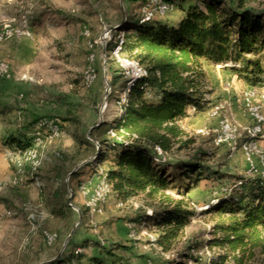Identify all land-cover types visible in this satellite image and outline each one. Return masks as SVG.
<instances>
[{"label": "rangeland", "instance_id": "1", "mask_svg": "<svg viewBox=\"0 0 264 264\" xmlns=\"http://www.w3.org/2000/svg\"><path fill=\"white\" fill-rule=\"evenodd\" d=\"M136 1L0 0V28L9 25L25 33L0 42V65L7 66L8 75L0 73V141L4 140L0 148V264H64L73 253L81 251L79 247L87 240L113 248L116 255L130 264L216 261L225 249L210 247L208 242L227 236L218 232L216 225L230 216L208 209L220 203L215 198L226 195L224 191L237 199L247 194L243 188L246 181L264 180V169L251 172L240 151L231 155L226 147H216L212 136L197 133L202 128L217 127L218 118L209 114L213 105L222 106L221 115L226 114L238 123L250 122L241 107L244 89L238 84L239 79L223 67L212 65L208 69L203 64L204 98L208 100L207 93H214L213 100H208L210 109L200 115L189 110L190 116L178 125L184 133L182 139L190 143L183 148L174 145L171 154L165 156L173 163L196 157L203 170L190 192L189 206L195 216L183 238L170 252L150 244L143 232L157 236L156 228L142 218L157 204L143 196L119 202L109 195L101 205L102 213L89 222L80 188L90 182L92 175L96 177L98 165L93 169L84 166L93 159V149L85 142L92 143L101 133L96 131L89 136L93 127L102 121L111 122L120 114L121 85L126 79L106 49L117 40L118 32H124L125 38L130 35L122 27L138 14ZM139 1L141 4L143 0ZM172 5V11L160 17L161 21L172 23L179 18V1ZM254 5L264 7V0H254ZM84 30L89 32L88 38L82 35ZM108 30L111 40L106 42L104 35ZM113 72L123 76L115 87L111 85ZM88 75L93 79L86 84ZM225 93L231 101L221 99ZM230 103L241 116L239 119L247 121L237 119ZM40 119L56 121L60 135L37 149L40 164L34 167L11 150L5 139L16 134L27 138V142L34 132L32 122ZM99 166L104 171L109 163ZM73 173L74 177L70 176ZM34 177L39 178L38 186ZM57 188L63 189L71 201L64 218L53 217L41 197L42 192L52 193ZM30 211L37 216L34 224L27 221ZM43 232L56 235L51 245L45 242ZM84 252L99 251L86 248ZM223 264H264V246L231 253Z\"/></svg>", "mask_w": 264, "mask_h": 264}, {"label": "trees", "instance_id": "2", "mask_svg": "<svg viewBox=\"0 0 264 264\" xmlns=\"http://www.w3.org/2000/svg\"><path fill=\"white\" fill-rule=\"evenodd\" d=\"M178 1L180 16L172 23L160 17L142 21L140 7L145 0L141 4L136 1L138 14L130 19L128 27H122L130 35L124 40L121 54L137 61L147 75L130 88L117 117L111 122L102 121L89 132L92 136L101 131L94 139L97 145L85 142L93 149V159L85 167L93 169L109 163L104 173L111 185L110 195L119 202L143 196L157 204L142 219L156 228L155 244L162 252L174 249L195 216L189 206L190 192L203 170L196 157L173 163L165 156L171 154L174 145L183 148L190 143L182 139L184 133L178 125L190 116L189 110L195 113L210 109L201 87L203 64L223 67L247 88L264 86L263 6L254 5V0ZM113 47L114 41L108 44L107 54ZM120 78L123 76L114 73L111 85L115 87ZM121 89H126V81ZM110 129L116 133L115 138L108 136ZM5 144L18 153L29 147L28 142L13 134L6 137ZM243 188L248 191L246 195L235 199L224 191L226 195L215 198L220 203L208 209L230 218L216 225V230L227 236L208 242L210 247L224 248L225 253L206 264H223L231 253L264 246V180L246 181ZM41 194L53 217L64 218L70 211L71 201L63 189ZM86 248H97L99 252L85 253ZM79 249L64 264H130L98 241L87 240Z\"/></svg>", "mask_w": 264, "mask_h": 264}, {"label": "built area", "instance_id": "3", "mask_svg": "<svg viewBox=\"0 0 264 264\" xmlns=\"http://www.w3.org/2000/svg\"><path fill=\"white\" fill-rule=\"evenodd\" d=\"M173 5L164 0H145L140 7V15L142 21H148L154 17H162L171 12ZM111 30H108L104 35V41L111 40ZM24 31L19 29H12L9 25H3L0 28V42L5 41L13 36H24ZM82 35L85 38L89 37V32L84 30ZM125 33L118 32L117 40L114 41V47L111 51V55L120 68L123 76L126 79V89L123 91L120 99L121 103H125L127 95L133 84L147 75L146 70L135 60L128 59L121 54V47L124 44ZM105 43V42H104ZM92 48V45H90ZM93 55L90 56L92 60ZM0 73L7 75V66L0 65ZM93 76L88 75L85 78L86 84L90 83ZM259 91L257 88H246L241 94L240 103L244 113L249 119V124L243 125L230 118V116L221 115L220 110L222 106H215L210 110V115L218 118V125L214 129L202 128L197 133L202 136H212L213 144L216 147H226L229 153L232 155L238 151L244 157L246 164L249 166L251 172L257 173L258 168L264 169V151L259 145V141L264 139V110L261 103L258 101ZM34 132L30 139H28L29 147L24 150L22 157L25 161H29L34 167H38L40 161L38 160L37 149L44 143H51L55 138L60 135V127L54 120L40 119L34 125ZM110 138H115L116 133L110 129L108 131ZM96 146V141H92ZM158 154L161 151L158 147L155 148ZM96 182L92 188H89L91 183L83 184L81 186V192L84 195V207L89 217V222L92 223L94 216L102 213L101 205L106 201L111 193V185L107 181L106 175L98 165L96 168ZM34 184L39 185L40 181L38 177L33 178ZM17 181L14 180L13 184ZM241 185V182H238ZM71 206V205H70ZM37 216L34 212L27 214V221L30 224L36 222ZM150 244L156 246V236L147 234ZM44 240L48 245H51L55 239V234L43 232ZM77 253V252H75Z\"/></svg>", "mask_w": 264, "mask_h": 264}, {"label": "crops", "instance_id": "4", "mask_svg": "<svg viewBox=\"0 0 264 264\" xmlns=\"http://www.w3.org/2000/svg\"><path fill=\"white\" fill-rule=\"evenodd\" d=\"M205 64H207V63H205ZM207 67H209L208 69H210V68H213V66L212 65H209V64H207L206 65V68ZM222 72L223 73H226L227 74V71H224V70H222ZM237 82H238V84L241 86V89H246L247 88V85H245L243 82H241L240 80H237ZM257 90L259 91V93L261 94L260 96H259V98H258V101L261 103V105H262V107H263V110H264V86H259V87H257ZM226 94V95H225ZM225 94H222V97H221V99L222 100H225L224 102H228V101H231L230 100V97L228 96V93H225ZM214 95V93H207V96H209L208 98V100H213V99H211V98H213L212 96ZM215 101H213V103H214ZM230 105L232 106V110H233V112L236 114V116H237V119L240 121V122H245V121H247V120H243V119H239V118H241V116L237 113V111H236V108L234 107V105L233 104H231L230 103ZM203 112H195L194 113V115H200V114H202ZM204 114V113H203ZM185 119H187V117L185 118ZM15 135V137H17L19 140H21V141H25L26 139L25 138H23V137H20V136H18V135H16V134H14ZM4 143V140H2V141H0V148H1V144H3ZM259 145H260V147L263 149V151H264V139L263 140H261V141H259ZM91 179L89 180L90 181V183H91V185L92 186H94V183H95V181H96V177H94V175H92L91 177H90Z\"/></svg>", "mask_w": 264, "mask_h": 264}]
</instances>
